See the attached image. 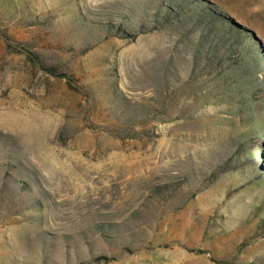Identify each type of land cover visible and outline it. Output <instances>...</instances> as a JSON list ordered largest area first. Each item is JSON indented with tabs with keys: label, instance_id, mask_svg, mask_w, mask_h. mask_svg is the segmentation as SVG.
I'll list each match as a JSON object with an SVG mask.
<instances>
[{
	"label": "rangeland",
	"instance_id": "rangeland-1",
	"mask_svg": "<svg viewBox=\"0 0 264 264\" xmlns=\"http://www.w3.org/2000/svg\"><path fill=\"white\" fill-rule=\"evenodd\" d=\"M0 264H264V0H0Z\"/></svg>",
	"mask_w": 264,
	"mask_h": 264
}]
</instances>
